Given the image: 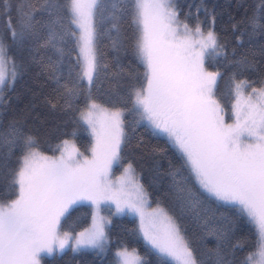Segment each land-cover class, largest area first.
<instances>
[{"label": "snow or ice", "instance_id": "snow-or-ice-1", "mask_svg": "<svg viewBox=\"0 0 264 264\" xmlns=\"http://www.w3.org/2000/svg\"><path fill=\"white\" fill-rule=\"evenodd\" d=\"M36 11L48 16L41 47L50 48L60 57H49L46 65L55 84L56 100L49 103L53 109L61 103L71 108L84 96L78 119L90 129L93 142L88 149L90 156L67 139L63 146L58 144L53 149L59 155H46L17 122L0 130V167L7 166L17 148L21 153L17 167L8 169L13 197L0 198V264H41L42 254L51 256L68 246L73 252L105 251L110 220L101 212L111 211L113 205V215L131 213L139 218V234L149 246L145 256L135 248H121L115 253L116 264H147V254H155L160 264H208L209 260L212 264H233L230 250H224L228 232L217 228L212 217H201L196 209L202 197L191 187L177 188L178 193H187L180 197L181 209L191 211L194 226L217 240L214 249H205L199 255L174 215L161 207L159 200L156 207H149L148 193L131 163L112 178V169L121 164L127 143L123 119L126 110L139 116L137 123L147 121L167 136L181 154V167L188 168L207 197L235 206L237 212L255 223L259 230L256 249L240 264H264V81L261 87H251L245 80L234 79L235 100L227 117L233 122H227L215 94L220 73L206 67L210 59L226 57L225 46L213 28L205 31L198 15L194 26L189 23L191 11L182 20L176 0H42L38 7L27 11L21 3L16 8L15 25L11 0H0V16L8 17L11 39L9 44L0 36V100L5 86L11 87L18 74L10 48L21 47L35 36ZM196 12H200L199 7ZM125 16L135 26L133 52L144 72L127 97L110 98L111 106H107L91 95L101 68L98 28L104 22L111 23L109 34L116 32L112 37L116 47L122 44L119 24ZM240 23L264 35V0H259L253 13ZM69 37L75 39L78 55L65 77L61 71V45ZM236 39L240 41L241 36ZM234 63L245 67L252 61L243 55ZM84 81L88 84L86 95ZM247 87H251L250 92H246ZM129 101L130 109L116 107ZM82 202L92 209L91 226L77 233L64 231L62 218Z\"/></svg>", "mask_w": 264, "mask_h": 264}, {"label": "trees", "instance_id": "trees-1", "mask_svg": "<svg viewBox=\"0 0 264 264\" xmlns=\"http://www.w3.org/2000/svg\"><path fill=\"white\" fill-rule=\"evenodd\" d=\"M11 18L16 24V8L24 3L25 10L36 8L42 0H11ZM259 0H176V6L180 18L191 11L189 23H197L196 16L204 29L213 28L221 44L225 46L226 57L212 58L206 63L209 71L220 73L215 88L216 98L223 106L227 117L231 116L234 102V79L245 80L253 86H260L264 81V54H261V46L264 45V35L258 31L253 32L240 23L246 16L253 13L254 6ZM200 8L197 14L196 9ZM7 16H0V36L11 44L7 27ZM47 13L36 11L35 36L26 40L21 47H11L10 53L15 57L18 65V74L11 87L5 86L0 100V130H6L10 122H17L18 127L25 134L31 135L37 141L40 151L47 154L53 152L56 145L63 140L72 138L81 152H88L91 147V139L87 127L78 119L79 109L84 106V96L76 101L71 108L61 106L53 109L49 100L55 102L53 92L55 84L49 78L46 68L49 57L53 60L60 59L50 48L41 47L47 29L44 27L47 21ZM233 25L237 27L234 29ZM110 22H104L99 26L97 39V53L100 61V72L91 87V95L94 99L107 106H111L110 98L128 96L133 85H139V77L144 72V66L136 59L133 52V38L135 26L131 19L125 16L119 24L122 44L113 47L112 37L116 36ZM242 34V35H241ZM237 36L241 40L237 41ZM75 39L69 37L67 43L61 45L64 48L61 71L65 77L71 65L76 64L78 52L75 50ZM248 55L252 63L250 66L238 67L234 61ZM107 65V68L103 66ZM136 79H133V77ZM88 92V85L84 82V93ZM116 107L131 108V102L117 104ZM125 133L127 143L123 146V160L115 167L119 172L126 164L131 163L139 176V180L148 193L151 204L159 200L161 206L174 215L177 223L184 230V234L199 255L205 249H214L217 240L208 236L194 226L192 212L181 209V196L187 193H178L180 186L191 187L194 193L202 197V203L197 211L201 217H212V223L217 228L228 232L225 251L231 252L229 256L233 264H240L250 251H254L257 245V233L249 218L236 211V207L216 201L207 197L199 188L194 177L189 174L181 154L168 141L150 129L133 111H125ZM228 120V119H227ZM7 153V148L3 149ZM17 148L11 159L7 160L6 167H0V198H12L13 193L9 187L11 174L9 168L17 167V157L20 155ZM175 173V177H173ZM187 177V185H185ZM179 182V183H177ZM91 208L87 204L80 203L73 206L70 213L62 219L64 231L77 232L86 227L91 221ZM110 216L108 226L109 246L103 252L82 249L73 252L66 249L59 254L44 256L41 264H116L114 250L119 247L135 248L141 256H145L148 245L139 234L136 219L128 214L112 215V210H104ZM135 229L133 234L129 230ZM233 245H240L233 248ZM147 264H160L155 254H147ZM208 264H212L209 260Z\"/></svg>", "mask_w": 264, "mask_h": 264}, {"label": "rangeland", "instance_id": "rangeland-1", "mask_svg": "<svg viewBox=\"0 0 264 264\" xmlns=\"http://www.w3.org/2000/svg\"><path fill=\"white\" fill-rule=\"evenodd\" d=\"M208 29H206L205 31H207ZM9 71V69H6V72H8ZM86 84H87V81H84ZM88 85V84H87ZM262 86V84L260 85V86H253V87H261ZM252 87V86H251ZM251 87H247L246 88V92H250L251 91ZM234 95H235V93H234ZM234 100H235V97H234ZM227 120V119H226ZM150 129H152V131H154L155 133H157V134H159V135H161V136H164L165 138H167V136L165 135V134H163V133H160L159 131H157V130H155V129H153L150 125H148V123H147V121H143ZM227 122H233L232 120H227ZM86 127H87V125H86ZM87 130H88V133H89V135H90V139H91V144H92V136H91V131H90V129H88V127H87ZM168 139V138H167ZM67 140H69L71 143H74L75 144V141L72 139V138H68ZM169 141V140H168ZM63 142V141H62ZM170 142V141H169ZM171 143V142H170ZM172 144V143H171ZM61 146H63L62 145V143L60 144ZM76 145V144H75ZM173 145V144H172ZM174 146V145H173ZM175 147V146H174ZM176 148V147H175ZM44 153V152H43ZM44 154H46V155H53V154H47V153H44ZM86 154L87 155H91V153L88 151V152H86ZM55 155H59V151L55 154ZM127 165L128 164H126V165H124L123 167H122V169L119 171V172H116L115 171V167L117 166V165H114V167H113V169H112V172H113V179H115V177L116 176H119V175H121L122 173H123V169L125 168V167H127ZM134 169V168H133ZM135 176H136V178L138 179V181H139V183L142 185V183L140 182V180H139V176H138V174L136 173V171H135ZM144 188V187H143ZM144 190H145V188H144ZM146 191V190H145ZM148 201H149V207L150 208H154V207H156V204H151L150 203V200H149V197H148ZM83 204H87V202H82ZM223 203V202H222ZM225 204V203H224ZM88 205V204H87ZM161 206V205H160ZM161 207H163V206H161ZM92 210V209H91ZM113 212H115V206L113 205L112 206V213ZM122 214H128V215H130V216H132V217H134L135 219H136V222H137V226H138V230H139V218L137 217V216H135L134 214H131V213H118V214H115V215H122ZM101 215H104L105 217H107L109 220H110V216L106 213V212H104V211H102L101 212ZM113 215V214H112ZM63 219V218H62ZM252 222V221H251ZM110 224V223H109ZM109 224H107L106 225V231H107V234H108V226H109ZM252 224L254 225V227H255V229H256V233H257V241H258V239H259V230H258V228H257V226L255 225V223L254 222H252ZM91 226V221H90V223L86 226V227H84V228H82L81 230H79V231H77V232H80V231H83L85 228H88V227H90ZM77 232H74V233H77ZM141 235V237H142V239H143V236H142V234H140ZM109 237V236H108ZM145 242V241H144ZM109 246V242H108V244H107V246H106V249H107V247ZM121 248H123V247H119V248H117L116 250H114V253H116L118 250H120ZM66 249H70V250H72L71 249V247L70 246H68V247H66L64 250H66ZM105 249V250H106ZM63 250V251H64ZM82 250V249H81ZM86 250H89V249H86ZM129 250H131V249H129ZM62 251V252H63ZM95 251H97V250H95ZM97 252H99V251H97ZM59 253H61V252H54L53 253V255L54 254H59ZM44 256H49V255H47V254H42L41 255V261H42V258L44 257ZM52 256V255H51ZM115 257H116V255H115ZM117 257H116V261H117Z\"/></svg>", "mask_w": 264, "mask_h": 264}]
</instances>
